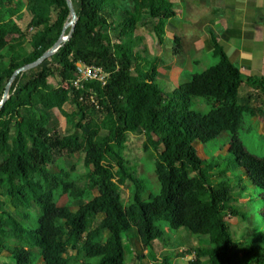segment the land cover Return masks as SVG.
Returning a JSON list of instances; mask_svg holds the SVG:
<instances>
[{
  "label": "trees",
  "instance_id": "trees-1",
  "mask_svg": "<svg viewBox=\"0 0 264 264\" xmlns=\"http://www.w3.org/2000/svg\"><path fill=\"white\" fill-rule=\"evenodd\" d=\"M72 3L77 15L73 35L38 67L16 76L0 109V195L16 208L14 212L0 208V256L12 260L0 264H32L31 250L37 249L42 264H130L123 235L132 231L142 248L150 249L165 236L157 222L207 241L187 248L194 259L179 264H260L264 157L244 151L210 164L198 155L195 144H208L225 132L236 138L242 119L239 85L245 82L264 95V78L244 77L215 44V65L165 92L152 73L143 78L132 69L138 27L175 16L166 0H133V12L123 15L117 26L113 0ZM27 4L30 17L23 27V20L15 17ZM68 17L65 0H0V23H6L0 26V101L14 72L53 46ZM111 31L118 33L117 42ZM14 43H28L29 48L17 51L11 47ZM79 62L110 73L106 87L88 84L96 91L101 110L78 103V93L59 86L74 79ZM200 98L210 106L206 113L193 108V99ZM66 104L76 110L65 112ZM55 110L66 117L71 133L62 135L57 125H51ZM257 111L264 116V105ZM129 133L144 134L145 151L158 152L154 172L160 189L147 200L139 198L144 183L124 156ZM77 153H84L87 186L78 190L69 180L61 189L51 166L61 156ZM214 166L236 185L213 189L209 176ZM31 173H36L34 179ZM195 174L200 190L191 180ZM121 187L129 189L127 202ZM96 196L102 201L96 202ZM206 202L209 211L202 209ZM229 210L249 220L253 238L233 237L225 220ZM99 216L89 230V222ZM123 220L132 230L124 227ZM159 264L174 262L167 256Z\"/></svg>",
  "mask_w": 264,
  "mask_h": 264
},
{
  "label": "rangeland",
  "instance_id": "rangeland-1",
  "mask_svg": "<svg viewBox=\"0 0 264 264\" xmlns=\"http://www.w3.org/2000/svg\"><path fill=\"white\" fill-rule=\"evenodd\" d=\"M116 5L117 11L114 14L115 26H117L123 15L129 14L132 10V0H113V4ZM70 17L67 18L66 23L69 22ZM19 23V22H18ZM65 23V24H66ZM68 30V29H67ZM66 30V32H67ZM65 32V34H66ZM117 32L111 31V37L113 42H117ZM11 37L8 36V39ZM53 43V42H52ZM55 44V43H54ZM53 44V45H54ZM51 47L48 46V48ZM202 62L200 64H195V73H202L206 71L209 67L216 64V60L204 55L202 57ZM212 60V61H211ZM150 66V63H149ZM193 73H191L193 75ZM181 79V85L188 81V76ZM24 79L27 77L24 76ZM49 81L55 84L54 78L50 77ZM165 87V86H164ZM178 88V87H177ZM175 90L176 87L171 86L170 90ZM241 93V91H240ZM256 94L251 100V106L253 109L247 110L245 108V101L242 99V105H240V110L242 114L241 124L239 132L236 138L229 135V133H223L218 139L209 142L208 144H195L198 155L206 160L210 164H221L226 158L231 155H239L244 151H250L251 153L264 157V117L262 118L260 114L256 116L253 114L257 108H260L264 104V98L259 92H252ZM259 94V95H258ZM193 108L206 113L209 111L210 106L203 99H193ZM76 110V107L71 104H66L64 111L67 113H72ZM257 113V112H256ZM103 115L98 116L101 120ZM241 118V116H240ZM66 117L59 111H53V119L51 125H57L59 131L62 135H67L72 132L71 126L67 122ZM146 137L144 134H131L127 135L126 149L124 151V156L128 160L129 164L135 167L137 175L141 178L145 186V192L139 194L140 199H148L150 194H155L160 189V184L155 175V161L158 156V152L153 149L145 151L144 144ZM84 153H77L74 156H61L56 164L52 167V171L55 173L60 188L63 189L65 184L69 180H73L75 188L78 190H84L87 186L88 181V170L83 163ZM219 172L218 167L210 170L209 181L212 184L213 189L220 190L227 185L235 186L236 181L234 179H229L226 175H222ZM34 179L36 173H31ZM229 177V176H228ZM191 180L197 189H201V184L199 183L198 175H192ZM235 188V187H234ZM239 188L235 189V192ZM120 195L124 202H127L130 197V192L127 187H121ZM246 199V198H242ZM96 202H101L102 198L96 196ZM235 204V202H231ZM240 205V203H238ZM0 208H5L11 212H14L16 208L9 202V200L3 198L0 195ZM202 209L204 211H209L210 204L208 202L202 204ZM40 213V208L37 207L36 212H34L33 226L36 228L37 218ZM101 219V216L95 221H90L88 224V229H92L96 223ZM225 220L229 223L230 229L233 233V237H241L245 235V239L248 236L253 238L255 236L252 230L251 223L249 220H243L241 217H236L229 210L225 217ZM124 227L128 230L131 229L127 220L122 221ZM164 232L165 236L161 240H157L154 246L150 249H143L139 239L131 231L130 233L123 235L124 237V247L126 249V259L130 264H159L164 257L170 256L173 259L174 264H179L181 262H186L194 259V254L189 253L187 248L199 247L207 243L204 239H198L197 236L190 234L186 229L172 230L169 225L165 222L156 223ZM132 230V229H131ZM106 235L105 237H107ZM88 246L83 248L85 252ZM39 250H31V261L32 264H42L41 259L38 257ZM93 262L92 260H89ZM0 262H12L7 256H0ZM260 264H264V256L259 261Z\"/></svg>",
  "mask_w": 264,
  "mask_h": 264
},
{
  "label": "crops",
  "instance_id": "crops-1",
  "mask_svg": "<svg viewBox=\"0 0 264 264\" xmlns=\"http://www.w3.org/2000/svg\"><path fill=\"white\" fill-rule=\"evenodd\" d=\"M166 1L175 16L139 26L134 35L137 61L132 73L135 76L145 78L152 73L165 92L173 91L171 86H180L184 76L189 80L195 71L194 65L200 64L204 55L216 60L213 50L217 44L244 77L264 78V0ZM28 5L15 17L23 20V27L30 17ZM133 5L132 0L131 12ZM5 24L0 23V26ZM11 47L17 51L20 48L28 50L29 45L14 43ZM254 91L242 82L239 106L244 99V109H253L250 100L256 95ZM257 109L253 112L255 116Z\"/></svg>",
  "mask_w": 264,
  "mask_h": 264
},
{
  "label": "built area",
  "instance_id": "built-area-1",
  "mask_svg": "<svg viewBox=\"0 0 264 264\" xmlns=\"http://www.w3.org/2000/svg\"><path fill=\"white\" fill-rule=\"evenodd\" d=\"M110 73L102 67L85 65L81 62L76 64L75 77L60 83V87L70 92L78 93V103L97 110H101L96 91L88 84L96 82L101 87H106L109 83Z\"/></svg>",
  "mask_w": 264,
  "mask_h": 264
},
{
  "label": "water",
  "instance_id": "water-1",
  "mask_svg": "<svg viewBox=\"0 0 264 264\" xmlns=\"http://www.w3.org/2000/svg\"><path fill=\"white\" fill-rule=\"evenodd\" d=\"M70 12V20L69 22H67L62 30V34L61 36L58 38V40L55 42V44L48 49L47 51H45L42 56L36 60L34 63L28 64L23 66L22 68L18 69L17 71L14 72V74L12 75V77L10 78V80L8 81V83L5 86V90L3 92V96L2 99L0 101V109L4 106L5 102L9 99L10 97V87L14 81V79L16 78L17 75H19L20 73L23 72H27L29 70H32L36 67H38L40 64H42L45 60L49 59L51 56H53L60 48L61 46L70 39V37L73 35L74 30H75V26H76V22H77V15H76V11L74 8V5L72 3V0H65ZM69 29L68 34H65L66 30Z\"/></svg>",
  "mask_w": 264,
  "mask_h": 264
}]
</instances>
